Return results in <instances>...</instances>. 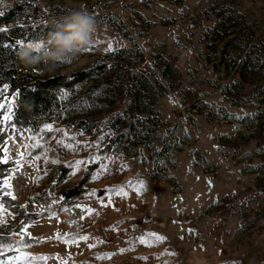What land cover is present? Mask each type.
<instances>
[{
  "label": "rangeland",
  "instance_id": "rangeland-1",
  "mask_svg": "<svg viewBox=\"0 0 264 264\" xmlns=\"http://www.w3.org/2000/svg\"><path fill=\"white\" fill-rule=\"evenodd\" d=\"M23 1L0 0V13ZM31 1L33 32L73 9L95 20L61 71L131 65L153 101L128 122L151 124L116 140L99 103L90 128L32 131L1 89L0 264H264V0Z\"/></svg>",
  "mask_w": 264,
  "mask_h": 264
},
{
  "label": "trees",
  "instance_id": "trees-1",
  "mask_svg": "<svg viewBox=\"0 0 264 264\" xmlns=\"http://www.w3.org/2000/svg\"><path fill=\"white\" fill-rule=\"evenodd\" d=\"M33 4L31 0H24L23 3L12 6L0 15V29H5L0 31V90L8 86L9 95L18 93L16 123L32 131L63 121L70 127L80 129L89 125L90 128L98 119L89 118V113L95 115V110L100 107L99 103H106L109 104L111 111L105 123L108 129L118 133L115 139L139 138V128L148 127L151 119L133 116L128 122L129 114L133 112L131 111L133 108L139 114L148 110L153 99L151 93H148L147 97L143 95L142 87L147 86L148 83L143 74L139 75L132 70L131 65L119 63L110 66L101 63L73 73H63L60 65L54 72H50L44 70L46 66L43 63L26 66L19 60L16 52L21 45L16 44L17 41L25 45L46 40L48 34L53 31V24L34 32L30 28H23V24H26L24 18ZM171 67L173 66L166 63V71L161 70L164 76L169 73L171 75ZM242 67L246 71L247 65L243 64ZM90 81L91 84L87 87ZM79 87L84 89L81 91ZM63 93H68L70 99L63 100L61 98ZM124 101L130 106L129 108L124 110L123 107L120 111L115 107L117 103L121 105ZM123 127L127 130L121 134L120 129ZM7 139L8 135L0 127V150L5 146ZM10 167L3 164L0 158V188ZM85 181L65 191L63 194L65 200L80 197L84 193ZM28 222L27 220L24 224Z\"/></svg>",
  "mask_w": 264,
  "mask_h": 264
},
{
  "label": "clouds",
  "instance_id": "clouds-1",
  "mask_svg": "<svg viewBox=\"0 0 264 264\" xmlns=\"http://www.w3.org/2000/svg\"><path fill=\"white\" fill-rule=\"evenodd\" d=\"M97 24L83 9H73L53 21L46 40L21 46L16 55L26 66L43 63L54 72L59 64L74 60L93 42Z\"/></svg>",
  "mask_w": 264,
  "mask_h": 264
},
{
  "label": "snow or ice",
  "instance_id": "snow-or-ice-1",
  "mask_svg": "<svg viewBox=\"0 0 264 264\" xmlns=\"http://www.w3.org/2000/svg\"><path fill=\"white\" fill-rule=\"evenodd\" d=\"M0 15H2V13H0ZM0 31H5V29H0ZM16 44H20L21 46H23L22 42L21 41H17ZM111 47H109L108 51H111ZM163 239V238H161Z\"/></svg>",
  "mask_w": 264,
  "mask_h": 264
}]
</instances>
